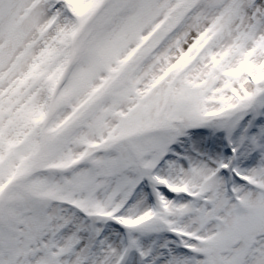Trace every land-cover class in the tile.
<instances>
[{
	"label": "snow or ice",
	"instance_id": "1",
	"mask_svg": "<svg viewBox=\"0 0 264 264\" xmlns=\"http://www.w3.org/2000/svg\"><path fill=\"white\" fill-rule=\"evenodd\" d=\"M0 264H264V0H0Z\"/></svg>",
	"mask_w": 264,
	"mask_h": 264
}]
</instances>
